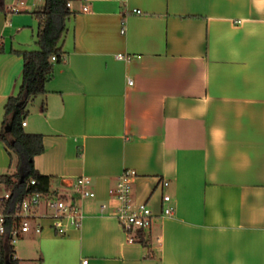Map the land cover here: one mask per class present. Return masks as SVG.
Here are the masks:
<instances>
[{
    "label": "crops",
    "instance_id": "0c3cea01",
    "mask_svg": "<svg viewBox=\"0 0 264 264\" xmlns=\"http://www.w3.org/2000/svg\"><path fill=\"white\" fill-rule=\"evenodd\" d=\"M4 1L0 133L21 82L18 51L38 46L40 9L21 0L10 12L16 0ZM69 2L65 59L23 126L44 137L34 164L52 190L72 194L85 174L96 196H77L81 227L61 236L43 220L42 233L20 238V264H264V0ZM125 168L138 173L134 198L156 214L145 242L129 241L113 213ZM15 171L0 140V173ZM165 194L173 215L162 213Z\"/></svg>",
    "mask_w": 264,
    "mask_h": 264
},
{
    "label": "trees",
    "instance_id": "16d2710c",
    "mask_svg": "<svg viewBox=\"0 0 264 264\" xmlns=\"http://www.w3.org/2000/svg\"><path fill=\"white\" fill-rule=\"evenodd\" d=\"M69 1L45 0L43 7L34 12L38 19L36 39L39 48L18 51L24 58L21 82L17 92L5 103L4 129L0 133V140L4 142L11 161L16 159V171L0 173V186L10 192L9 198L0 199V212H12L15 204L31 193L52 192V177L42 174L34 164L35 157L46 149L44 137L40 133L27 132L23 121L26 106L47 91L46 85L53 75L54 66L64 55L61 41L66 33V19L72 14ZM0 9L6 10L4 0H0ZM53 55H57V61L51 59ZM8 126L11 128L9 132L6 131ZM32 179L36 182L30 185ZM137 237L144 241V231H138ZM0 264H20V259L15 257L10 227L0 235Z\"/></svg>",
    "mask_w": 264,
    "mask_h": 264
},
{
    "label": "built area",
    "instance_id": "2783aa9c",
    "mask_svg": "<svg viewBox=\"0 0 264 264\" xmlns=\"http://www.w3.org/2000/svg\"><path fill=\"white\" fill-rule=\"evenodd\" d=\"M24 2L16 0L10 7V12H19ZM70 6V2H68ZM87 10V6L82 8ZM141 12V10H135ZM125 32V25L122 27ZM118 58L130 60L131 55L117 54ZM57 61V55L51 58ZM65 59L63 55L61 61ZM130 83L133 81L130 79ZM23 125L26 122L23 121ZM138 175L137 170L133 168H125L118 177V180L110 189L112 197L113 213L117 218L129 241L137 239L138 231H146L153 225L156 214L147 201H137L133 195V182ZM35 180H31V184H35ZM92 178L88 175H79L72 184L74 192L72 194H60L52 190L50 194L34 192L26 196L23 200L15 204L12 212H0V235L7 232L10 227L11 242L15 244L20 238L29 233H42L45 223L43 220H50V226L58 235H66L71 228H79L82 226L85 214L77 196L90 198L95 197L96 192L92 189ZM162 186L169 185L167 179H162ZM10 197V192L5 190V194L0 195V199ZM165 205L163 207V215H173L175 207L171 204L172 198L169 194L163 197ZM106 204H103L105 207ZM88 258L83 260V264H88Z\"/></svg>",
    "mask_w": 264,
    "mask_h": 264
},
{
    "label": "rangeland",
    "instance_id": "374dc122",
    "mask_svg": "<svg viewBox=\"0 0 264 264\" xmlns=\"http://www.w3.org/2000/svg\"><path fill=\"white\" fill-rule=\"evenodd\" d=\"M38 3H39L38 7L42 8L43 5H44V0H39ZM37 26H38V22L34 26L35 27V31L37 29ZM33 47L35 48V46H32V48H30L29 50H33L34 49ZM38 48H39V46H36V49H38ZM57 191H58V193L61 194V192H65L66 191V188H64L63 186H59ZM4 194H5V189L0 186V195L3 196ZM28 243L29 242L26 239H24V240L23 239H19L14 244V246L19 252L22 253V249L28 248V246H29ZM21 264H31V263H29L28 259H26L25 261H22Z\"/></svg>",
    "mask_w": 264,
    "mask_h": 264
},
{
    "label": "water",
    "instance_id": "95a60500",
    "mask_svg": "<svg viewBox=\"0 0 264 264\" xmlns=\"http://www.w3.org/2000/svg\"><path fill=\"white\" fill-rule=\"evenodd\" d=\"M10 129H11V128H10L9 126H8V127H6V131H8V132H9V131H10Z\"/></svg>",
    "mask_w": 264,
    "mask_h": 264
}]
</instances>
